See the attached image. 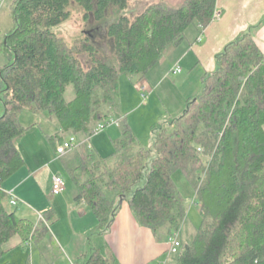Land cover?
<instances>
[{"label":"trees","instance_id":"1","mask_svg":"<svg viewBox=\"0 0 264 264\" xmlns=\"http://www.w3.org/2000/svg\"><path fill=\"white\" fill-rule=\"evenodd\" d=\"M132 1L11 5L14 29L0 50L9 59L0 69V259L15 238L22 247L43 242L56 218L54 210L38 223L19 217L9 210L2 187L26 165L17 142L29 131L21 122L29 112L57 119L61 133L49 137L56 154L64 135L86 137L59 158L77 190L75 201L88 206L100 232L109 230L127 201L157 240L179 233L188 212L173 179L179 171L201 204L202 222L192 241H181L175 264H264V53L252 31L217 56V71L204 77L203 92L188 101L172 130L158 133L152 148L140 141L126 115L120 117L112 155L101 157L89 148L97 128L120 112V78L146 77L168 49L184 42L190 27L203 32L211 25L217 8V0L176 6L157 0L130 17ZM73 6L88 25L105 26L113 61L104 60L90 36L70 45L53 32L69 21ZM71 85L75 98L68 101ZM87 264L112 263L95 251Z\"/></svg>","mask_w":264,"mask_h":264},{"label":"rangeland","instance_id":"2","mask_svg":"<svg viewBox=\"0 0 264 264\" xmlns=\"http://www.w3.org/2000/svg\"><path fill=\"white\" fill-rule=\"evenodd\" d=\"M157 0H133L129 9V16L135 17L138 15L146 6L155 2ZM170 6H176L180 4L183 0H164ZM14 0H7L2 7H0V50L4 47L5 35L9 34L14 29V20L12 17V7ZM72 16L68 22L62 24L59 27L53 29V32L57 33L59 36L64 38L68 44L73 45L77 40L90 36L96 42V44L102 49V57L105 61H113L112 51L110 49L109 40L106 37L105 26L88 25L84 22V14L80 8L73 6ZM261 25L259 24L258 27ZM98 27V29H97ZM190 28H193L190 27ZM258 31L257 28H254ZM188 32L186 35V41L188 39ZM255 33V31H252ZM88 33V35H87ZM184 40V41H185ZM174 48H170L165 54L172 51ZM85 59V57H82ZM88 59H85V63ZM170 61V60H169ZM9 62L7 55L4 51H0V69ZM183 73L174 74L170 71L166 74V82L163 86L153 89L149 83L146 82V92L147 98H143L142 92L139 88L141 82H143L151 73V76L155 73L152 72L154 68L146 78L141 76L123 75L120 78V102L121 109L120 112H112V116L107 123V126L103 129L95 131V133L88 141L89 145H92V151L96 155L101 157H108L114 152V147L112 140L120 136V129L117 124L120 123L121 115H126L129 123L134 129L136 135L140 141L147 147L152 148L154 142L158 136V133L163 129L167 128L172 130V124L176 119H178L187 109L186 99L189 92L192 90L193 98H196L203 92V85H197L191 83H197L196 75L190 78V84L182 82L189 76L190 69L185 65H180ZM159 67V66H158ZM169 68L167 63L164 66L166 70ZM148 79V78H147ZM192 79V80H191ZM152 82V81H150ZM199 84V82H198ZM138 86V87H137ZM66 98L68 101H72L75 98L74 86L71 85L68 88ZM186 100V101H185ZM21 122L26 127H31L30 130L18 140L17 144L22 152V155L26 162V167L29 169L37 164L38 167L42 166V173L37 180L34 181L36 191H31L32 188L25 186V190L29 189L28 199L29 201L37 203L52 204L50 208H55L57 210L58 221L51 226L60 229L61 244H57L62 252V247L67 249L66 243L69 242L71 248L77 249L81 244V238L74 235H69L68 228L72 229L73 220L68 217L69 209L67 210V205L70 204L73 198L77 195V190L67 174L63 163L59 156L56 154L52 143L49 141V137L55 136L58 132H61V127L55 117H52L46 113L40 114L38 116L26 113L22 115ZM37 124L36 126H33ZM106 125V124H102ZM76 138L79 144L86 140L83 135H71L67 134L66 138L69 140L71 138ZM86 142V141H85ZM55 175H62L65 181V187L63 194L60 196H52V179ZM13 177V176H12ZM11 179V178H9ZM7 180V182L9 181ZM178 190L181 192L183 197L187 200L188 212L186 220L182 226V229L177 234V239L180 241L190 242L195 237L198 227L201 225V204L198 202L196 193L191 187L187 179L181 172H176L173 177ZM144 182L136 187V189L144 186ZM31 183L29 184V186ZM135 189V190H136ZM135 190L130 193L132 197ZM12 192V191H8ZM40 208V204L36 206ZM43 207V204H41ZM9 210H17L16 206L10 204L8 205ZM33 213L38 214L40 210L37 208L32 210ZM89 213H91L89 211ZM23 215L25 218L33 221L34 223L39 221V217L36 219L31 218L30 213ZM43 213L41 212V215ZM22 216V215H21ZM74 228V227H73ZM51 231V230H50ZM69 233V234H68ZM53 234V233H52ZM70 237V238H69ZM19 241V238H15L11 243L6 245V248H11L8 254L0 259V264H50L53 258L56 256V262L61 263L63 258L57 248L53 247L51 250L43 242L37 244V242H31L24 247L14 245ZM45 242V241H44ZM31 245V246H30ZM47 245V244H46ZM48 246V245H47ZM32 247L33 250L30 248ZM32 251H31V250ZM70 250V249H69ZM35 251V254H32ZM66 256V255H65ZM64 256L65 260L66 257ZM30 257L32 260L30 261ZM170 259V264H175L177 260V254L168 255Z\"/></svg>","mask_w":264,"mask_h":264},{"label":"crops","instance_id":"3","mask_svg":"<svg viewBox=\"0 0 264 264\" xmlns=\"http://www.w3.org/2000/svg\"><path fill=\"white\" fill-rule=\"evenodd\" d=\"M216 11L218 13L217 18L203 32H200L196 26L189 28L187 41L185 40L179 46L173 47L172 51L165 54V57L158 65L159 67H155L156 69L152 71H155V73L152 76L150 73L147 77L148 79L144 77L146 79L141 82V86L146 87V82L153 89L163 86L166 82L165 78L168 71L173 73L174 69L181 67V64L190 69L189 76L182 84L189 82L185 84L189 86L191 83L190 78L196 75L198 79L197 83H191L190 87H192V84L204 86V77L217 71V56L223 53L229 45L237 42L243 35L253 30L255 31L254 38L264 53V0H217ZM259 24L261 25L260 27H258ZM254 28H257L258 31ZM7 35H5L4 39ZM167 63L169 64V68L165 70L164 66ZM192 93L191 90L187 98H185L187 100H185L186 104H188L190 99H193L192 95L194 94ZM3 114L4 109L0 102V116ZM36 125L34 124L33 126ZM63 137L67 139L65 135ZM38 165H35L33 170L32 168L28 169L25 165L8 182H4L2 187L7 192H14L18 198L17 210L15 211L19 217L25 218L26 216L24 217L23 215H26V212L30 213L29 216L31 215V218L37 221L38 217L40 220L43 215H46L50 210H54L56 218L51 224L52 226L58 221L57 210L49 206L52 202L51 204H46L44 202L29 201L28 194L30 191L29 189L25 190V186H28L33 187L31 191H36L34 181L38 179L43 170L42 166L38 167ZM30 183L31 185L29 186ZM52 196L54 197L53 194ZM39 204L40 208L36 207ZM41 204H43V207H41ZM66 205L67 210L69 209L68 217H70V220H73L72 229L68 228V232L70 233L68 234L81 238L82 242L74 250L69 245V242H67V249L65 250L63 246L61 252L57 245L60 243L62 246L61 230L54 227L51 229L50 226L51 231L42 245L45 244L47 251V247L51 250L53 247L57 248L63 258V261L61 260V263H59L56 262L57 258L55 256L50 264H87L90 256L95 251H99L107 257L112 264H170V259L168 258L169 242L157 240L150 229L141 226L127 201L122 203L111 227L104 232L99 231L97 218L84 202L77 203L74 197L72 202ZM36 208L40 210L38 214L32 211ZM41 212L43 213L42 215ZM14 245L21 246L20 239ZM30 248L33 250L32 247ZM10 249L12 247L6 248L5 246V250ZM32 254H35V251ZM31 260L32 257H30Z\"/></svg>","mask_w":264,"mask_h":264},{"label":"built area","instance_id":"4","mask_svg":"<svg viewBox=\"0 0 264 264\" xmlns=\"http://www.w3.org/2000/svg\"><path fill=\"white\" fill-rule=\"evenodd\" d=\"M7 0H0V7H2L4 5V3ZM218 13L217 11L215 12V18H217ZM174 74H179L182 73V69L180 67H177L176 69H174L173 71ZM140 92H146V87L145 86H141L140 88ZM143 98H147V95L145 93L142 94ZM118 125V124H117ZM104 127H106V125H100L96 131L103 129ZM78 145L77 139L76 138H71V139H67L64 142H62L61 144L58 145L57 147V155L59 157H62L64 155H66L67 153H69L72 149H74L76 146ZM89 148L91 149L92 146L89 145ZM52 194L54 196H58L60 194L63 193L64 191V187H65V181L62 177V175H55L53 177V183H52ZM1 188V187H0ZM7 192V191H6ZM7 194L10 197V204L13 206L18 205V198L15 196L14 192H7ZM169 244H170V250H169V255L170 254H178L180 248H181V241L177 239V234L175 233L174 235H172L169 240H168ZM166 264V263H165Z\"/></svg>","mask_w":264,"mask_h":264}]
</instances>
